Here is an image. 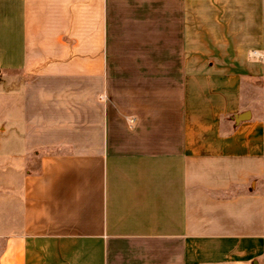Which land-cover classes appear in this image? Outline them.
<instances>
[{"label": "crops", "instance_id": "0c3cea01", "mask_svg": "<svg viewBox=\"0 0 264 264\" xmlns=\"http://www.w3.org/2000/svg\"><path fill=\"white\" fill-rule=\"evenodd\" d=\"M263 128L264 0H0V264H264Z\"/></svg>", "mask_w": 264, "mask_h": 264}, {"label": "built area", "instance_id": "2783aa9c", "mask_svg": "<svg viewBox=\"0 0 264 264\" xmlns=\"http://www.w3.org/2000/svg\"><path fill=\"white\" fill-rule=\"evenodd\" d=\"M253 55H255V52L253 53ZM263 142H262V151H263V155H264V128H263Z\"/></svg>", "mask_w": 264, "mask_h": 264}]
</instances>
